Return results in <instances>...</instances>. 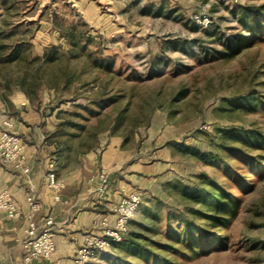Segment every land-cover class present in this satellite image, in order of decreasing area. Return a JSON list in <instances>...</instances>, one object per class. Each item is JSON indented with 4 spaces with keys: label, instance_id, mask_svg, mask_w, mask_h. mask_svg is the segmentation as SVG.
Returning <instances> with one entry per match:
<instances>
[{
    "label": "rangeland",
    "instance_id": "obj_1",
    "mask_svg": "<svg viewBox=\"0 0 264 264\" xmlns=\"http://www.w3.org/2000/svg\"><path fill=\"white\" fill-rule=\"evenodd\" d=\"M93 1L0 0V131L73 170L116 141L143 200L91 264H264V0Z\"/></svg>",
    "mask_w": 264,
    "mask_h": 264
},
{
    "label": "crops",
    "instance_id": "obj_2",
    "mask_svg": "<svg viewBox=\"0 0 264 264\" xmlns=\"http://www.w3.org/2000/svg\"><path fill=\"white\" fill-rule=\"evenodd\" d=\"M84 1L87 10L95 8L92 5L95 1ZM46 149L56 152L54 148H46L42 140L26 146L25 162L31 168L29 177L14 167L2 164L0 188L15 184V196L24 210L27 208V195H37L41 201V208L35 216L38 223H43L48 214L54 216L55 255L50 260H35L34 264H74L75 254L83 244L85 234L92 231L104 215H109L114 222L113 205L119 201L122 189L132 188L121 178H116V141L102 154L87 159L79 170H73L66 163V157L58 158ZM52 161L55 162L57 179L64 183L60 199H56V191L50 187L47 176ZM101 167L109 171L110 186L104 195L96 192L98 182L89 181L90 176ZM24 226V218L10 219L0 212V264H13L20 257L22 249L16 238L22 234Z\"/></svg>",
    "mask_w": 264,
    "mask_h": 264
},
{
    "label": "built area",
    "instance_id": "obj_3",
    "mask_svg": "<svg viewBox=\"0 0 264 264\" xmlns=\"http://www.w3.org/2000/svg\"><path fill=\"white\" fill-rule=\"evenodd\" d=\"M25 148L22 137L13 130V122L4 120L0 131V160L3 165L14 167L29 177L31 168L25 162ZM47 176L50 187L56 191V199H60L64 183L57 179L54 161L50 164ZM89 181L98 182L96 192L104 195L110 186L108 169L101 167ZM15 186L0 188V212L10 219H25L22 234L16 238L22 249L21 255L13 264H34L35 260H50L57 249L54 216L48 214L43 223H38L35 216L41 208L39 197L34 193L27 195V208L24 210L15 196ZM142 200V194L138 191L122 189L119 201L112 207L115 221L112 222L109 215H104L94 229L85 234L84 242L75 254L74 264H91L96 253L107 251L123 241Z\"/></svg>",
    "mask_w": 264,
    "mask_h": 264
},
{
    "label": "trees",
    "instance_id": "obj_4",
    "mask_svg": "<svg viewBox=\"0 0 264 264\" xmlns=\"http://www.w3.org/2000/svg\"><path fill=\"white\" fill-rule=\"evenodd\" d=\"M240 45H242V42H239L238 43V49L237 51L240 50ZM231 48V47H230ZM18 50V49H17ZM251 100V99H249ZM261 102L264 103V100L262 99ZM246 134V133H245ZM247 137H244V140H247L248 142H252V143H257L259 146H262L264 148V133H261V132H253V133H247ZM225 136L226 137H232L234 139H239L242 137V132L234 129V130H231V131H226L225 132ZM253 160H256L255 163H259V160H257V158H253ZM191 196L196 199V200H200V199H204L205 201H215V202H218V194L215 193V192H212V191H208L206 190L205 188H193L192 191H191ZM124 240H129L128 238H125ZM123 240V241H124ZM122 242V241H121ZM121 242H118V243H121ZM132 242V244L138 246L139 243H137L135 240L133 241H130ZM116 243V244H118Z\"/></svg>",
    "mask_w": 264,
    "mask_h": 264
}]
</instances>
